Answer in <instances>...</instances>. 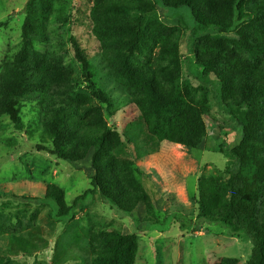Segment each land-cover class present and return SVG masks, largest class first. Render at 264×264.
I'll use <instances>...</instances> for the list:
<instances>
[{
    "label": "rangeland",
    "instance_id": "obj_1",
    "mask_svg": "<svg viewBox=\"0 0 264 264\" xmlns=\"http://www.w3.org/2000/svg\"><path fill=\"white\" fill-rule=\"evenodd\" d=\"M100 2L0 0V21H6V26L0 29V70L7 64L22 62L41 72V65L49 63L66 73L67 80L62 81L65 84L53 79L50 91L57 87L60 95L77 108L73 117L77 122L105 125L112 130L102 155L110 154L127 162L114 161L108 170L118 176L126 194L136 204L125 214L112 209L93 191L88 196L85 212H77L73 223H53L48 218L49 208L34 198H42L46 186L56 185L63 190L66 203L71 204L76 196L92 189L93 150H89L84 160L75 162L52 154L48 135L50 111L38 99L41 96L34 98L30 93L20 101L22 130L14 128L8 116L0 111V264H100L91 250L109 254L107 249L112 241L102 234L104 231L108 235L116 231L136 236L126 264H247L252 250L247 236L229 235L221 226L212 224L192 230L198 214V181L210 174H217L221 180L227 178V158L221 150L239 142L241 127L218 100H212L204 116L206 136L198 147L188 149L168 141L156 143L153 118L144 120L140 115L143 103L133 90L132 80L127 74L110 70V62L115 57L104 51L103 39L97 33L104 20L93 12ZM212 7L217 11L216 5ZM155 10L156 18L164 26L146 31L142 45L131 58L133 67L179 71L177 82L186 84L198 102L204 91L199 85L201 81L209 84L213 92H220L214 84L215 77L202 76L195 66L189 50V12L160 5ZM27 17L36 19L38 27L30 40L25 41L22 27ZM73 38L98 67L97 76L91 80L74 55ZM236 38L235 31L210 29L193 46L197 55L203 49L213 50L229 61L239 60L243 66L248 58L235 44ZM174 42H177L175 48ZM160 78L157 82L165 87L163 77ZM99 88L112 96L110 107L95 97L94 92ZM36 89L37 86L33 87ZM223 92L230 98L235 89L230 84ZM184 112L179 109L178 116ZM73 128L75 132L76 127ZM262 204L264 182L260 207ZM179 215L191 221L184 230L180 229ZM13 235L29 240L39 249L30 253L7 252ZM77 244L87 251L75 248L57 256Z\"/></svg>",
    "mask_w": 264,
    "mask_h": 264
},
{
    "label": "trees",
    "instance_id": "obj_2",
    "mask_svg": "<svg viewBox=\"0 0 264 264\" xmlns=\"http://www.w3.org/2000/svg\"><path fill=\"white\" fill-rule=\"evenodd\" d=\"M94 7L104 23L97 33L103 39L104 51L114 58L110 70L127 74L132 87L142 100L140 115L144 120L153 118L156 143L168 141L188 149L198 147L207 131L205 111L215 100L223 105L230 117L241 127L239 142L230 149H222L227 158L225 173L221 180L217 174L202 176L198 181V214L192 227L198 231L203 224L221 226L229 235H245L252 244L247 264H264V204L260 207L262 183L264 182V0H100ZM216 5V9L212 7ZM168 9L183 8L190 14L191 22L189 50L193 54L195 66L202 76L213 75L214 84L220 92H213L209 84L200 82L204 89L201 102L188 92V86L179 84V71L146 67L139 70L133 67L132 57L143 43L146 31L155 26H164L156 18L155 7ZM212 7V9H211ZM6 21H0V29ZM36 19L28 17L22 27L23 39L30 40ZM210 29L219 32L235 31V44L247 55L243 65L239 60H228L219 52L203 49L197 55L194 44L205 37ZM166 42V41H165ZM72 47L76 59L82 64L88 79L95 78L98 67L90 62L80 43L73 38ZM177 42H174V48ZM177 51V49H174ZM100 59H102L100 57ZM260 61H262L260 63ZM42 71L29 68L22 62L5 65L0 70V111L8 116L14 128L23 129L21 99L30 93L42 101L49 109L48 135L51 139V152L66 161H81L89 150L94 170L90 179L92 189L76 196L71 204L64 200V192L56 185L46 186L42 201L49 208L48 218L53 223L68 224L75 221L77 212H85L88 196L97 191L110 207L122 213H130L136 204L126 194L118 176L108 169L114 161L125 164L124 159H114L112 155H102V149L112 134L105 125L95 126L79 123L73 118L77 108L61 96L60 90L52 88V80L58 84L67 80V74L50 66L41 65ZM200 75V76H201ZM201 76V80H202ZM159 77L165 87L158 83ZM160 78V79H161ZM185 83V82H184ZM232 84L235 93L226 98L224 92ZM37 89L34 91L33 87ZM205 86V87H204ZM59 87V86H58ZM97 99L112 105V96L99 88L94 92ZM185 111L178 116V110ZM175 112V117H172ZM73 127L75 132H73ZM114 159V160H113ZM127 161V160H126ZM259 208L260 211H259ZM181 230L191 222L187 217L177 216ZM158 223V222H156ZM111 245L108 253L91 250L93 258L100 264H126L136 244L134 234H120L111 231ZM87 251L80 244L59 255H66L74 249ZM39 246L29 240L13 235L7 252L30 253Z\"/></svg>",
    "mask_w": 264,
    "mask_h": 264
}]
</instances>
